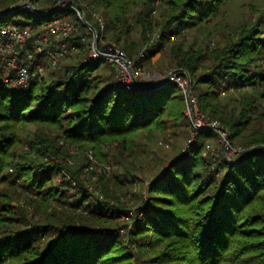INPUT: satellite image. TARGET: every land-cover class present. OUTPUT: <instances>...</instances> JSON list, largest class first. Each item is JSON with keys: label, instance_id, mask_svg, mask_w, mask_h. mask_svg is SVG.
Masks as SVG:
<instances>
[{"label": "trees", "instance_id": "trees-1", "mask_svg": "<svg viewBox=\"0 0 264 264\" xmlns=\"http://www.w3.org/2000/svg\"><path fill=\"white\" fill-rule=\"evenodd\" d=\"M27 1L46 13L60 0H0V14L22 5L1 16L0 27L39 30L62 11L37 15ZM78 1L100 41L116 42L134 60L149 45L135 60L137 69L151 70L160 56L188 71L201 111L221 122L241 153L225 151L227 158L218 150L214 159L207 146L220 136L203 132L150 180L136 212L124 209L111 187L122 190L130 177L139 179L141 135L189 134L192 123L178 85L128 90L114 65L90 62L89 38L57 68L48 66L41 82L0 84V264H264V9H254L258 17L210 50L188 42L187 34L202 32L234 0H162L159 8L156 0ZM93 11L103 17L104 31ZM62 17L76 20L71 11ZM31 126L56 136L36 130L30 152H20ZM62 140L84 159L91 150L101 165H111V175L99 174L104 199L82 178L84 164L51 159L69 157ZM19 187L25 206L14 207Z\"/></svg>", "mask_w": 264, "mask_h": 264}, {"label": "built area", "instance_id": "built-area-1", "mask_svg": "<svg viewBox=\"0 0 264 264\" xmlns=\"http://www.w3.org/2000/svg\"><path fill=\"white\" fill-rule=\"evenodd\" d=\"M25 5L37 15H50L55 11L68 9L75 14L76 20L69 17L53 18L39 30L33 27L23 28L16 24L0 27V84L16 87L28 86L33 81L41 82L48 66L57 68L71 53L78 51V44L85 43L91 38L90 62L103 59L114 65L118 68L123 84L128 90L142 92L136 82L148 83L145 80L146 73L137 69L135 63L116 47L108 46L99 50L97 46L99 33L87 20L84 5L78 0H60L52 11L46 13L35 9L37 7L28 1ZM16 9L17 7L11 8L6 13L0 14V17L12 14ZM91 16L104 31L106 24L100 13L93 11ZM38 57L42 60L39 61ZM147 75L150 79L151 74ZM178 75L181 81L182 76H187V73L173 70L165 75L156 74L157 78L168 79L169 84H180L176 78ZM185 81L182 92L187 102L185 114L192 123L193 140L195 141L203 132H216L224 142L225 151L228 150L230 155H240L241 151L230 145L229 133L221 123L210 119L201 111L199 100L193 94L189 78L185 77ZM208 150L213 153L215 159L217 155L210 145ZM90 157L93 158L92 155Z\"/></svg>", "mask_w": 264, "mask_h": 264}, {"label": "rangeland", "instance_id": "rangeland-1", "mask_svg": "<svg viewBox=\"0 0 264 264\" xmlns=\"http://www.w3.org/2000/svg\"><path fill=\"white\" fill-rule=\"evenodd\" d=\"M157 2H158V4H156L157 8L162 6L163 4L162 0H156V3ZM254 9H264V0H234V1H231L226 6L225 12L221 13L222 15H220L218 18H211L209 22L204 26V29H202L203 30L202 32L189 33L187 34L186 39L190 43L196 42L197 44H200L202 47H209L210 50H213L220 44L219 42L223 41L224 35H227L232 30H236V28L239 27L245 21L250 20L254 18L255 16H257L254 13ZM65 12L68 13L70 12V10L64 9L60 12H57L54 14L53 18L55 19V18L62 17L65 14ZM87 12L90 13L89 10H87ZM155 15L156 13H154V16ZM158 16L159 15L156 16L154 21L161 24L162 18H159ZM156 22H153V24H156ZM152 30H158V28L154 27ZM156 33L157 31L151 34L152 36H151L150 45L156 42V39L158 38V35ZM100 44L104 46L103 49L105 47L108 48V46L116 47L119 49L116 42L109 41L108 39H102L100 41V38H99L97 41L98 48ZM148 47L149 45L147 46L145 45V47L141 48V50H139V54L136 57V59L139 57H143V54L145 53ZM126 55L128 56V54ZM129 58L132 60V62L135 63L136 59L134 60L131 57ZM153 63L155 64L152 65L153 68H151V70L149 69L145 71L143 70V72L146 73L145 80H147L149 85L152 87L164 86V84L168 81L165 78H157L156 76L157 73L165 75V74H169L173 70H179L175 66L170 65L168 63L167 58H164L161 61L160 56H157L155 60L153 61ZM183 72H186L187 76H182L181 81H180L179 80L180 75H178V77L176 78L178 82H180V84H175V85H178L181 91L183 89V84L186 82L185 77L189 78L191 88L193 86L191 83V78H190L188 71H183ZM147 74H151L150 79H148L149 76ZM192 91H193V88H192ZM193 94H194V91H193ZM231 94L234 98L238 97V94L234 93V90H231ZM185 101H186V98H185ZM186 106H187V102H186ZM185 110L183 111V114H185ZM184 116L186 119H188V117H186V114ZM212 120H217V119H212ZM217 121L220 122L219 120ZM223 128L225 127L223 126ZM39 129L41 128L31 126L27 131H25L23 135V144L20 149V152H30L29 151L30 145L28 143V140L31 139L35 134L34 132ZM39 132H42L45 135L50 136V137L56 136V132L47 127L42 130H39ZM146 136L147 135H141L140 137L141 139H143L142 147L145 149V152L138 154L139 160L137 161L136 172H135V176L139 178L140 180H142L143 183L139 181V179H134L133 177H130L129 179H130L131 184L128 185L125 189L120 190L117 187H114V186L111 187L113 192H116V193L118 192L119 196L121 197L122 203H123L121 206L126 210H133L134 212L138 210V208L141 205V201L144 200V197H147V193H148L149 186L151 183L150 180H152L155 177V175L158 174L157 172H159V170H161L164 165L168 164L170 158L172 157L176 158L180 151H185L188 148V146H190L192 142L194 141L192 129L189 131V134L185 133V131H183L182 129H179L177 130V133L175 135H173L172 131H169L167 135H157L156 134L150 139H147ZM223 143H224L223 140L220 139V142L218 144L210 145L212 147V151H214L216 155L218 153V150H223L224 148ZM229 143L230 145H232L230 139H229ZM60 144L63 145V147L68 151V153H70L69 157L62 159L61 157L53 156L51 159L59 164L68 163L70 167H76V166H80V164H84L85 169H83L84 171L82 173V178L85 180V182H87L86 184L89 187L90 191L94 192L95 194L99 195L102 199H104L103 195L101 196L100 194L99 188H101L102 183L99 182V174L108 173L111 175L112 170H113L111 165L110 164L101 165L99 160H97L94 157L95 154H93L91 150H88L87 154H85L88 157V159H84L85 157L83 156V153L76 146L66 144L63 140L61 141ZM208 146H207V150H208ZM233 146L234 145H232V147ZM138 151H141V149ZM226 152L230 154L228 150H226ZM91 155L93 156L92 159L90 157ZM38 179H39V176L37 175L35 176L34 181H37ZM2 188H4V186H2ZM17 192L19 194V200H16V201L14 200L12 205H14V207L17 204H21L25 206V197L22 195L20 196V193H23L22 188L20 187L17 188ZM28 209L30 212H32L31 208H28ZM123 220L131 221L128 219L127 215L124 216Z\"/></svg>", "mask_w": 264, "mask_h": 264}, {"label": "water", "instance_id": "water-1", "mask_svg": "<svg viewBox=\"0 0 264 264\" xmlns=\"http://www.w3.org/2000/svg\"><path fill=\"white\" fill-rule=\"evenodd\" d=\"M22 6H19V7H17V8H21ZM35 9H37V8H35ZM168 80V79H167ZM137 83V86H138V88L140 89V91H143V92H147V91H156V90H158V89H160V88H162L163 86H161V87H152V86H150L148 83H146V82H136ZM169 84V82L167 81L165 84H164V86H166V85H168ZM223 152H224V155L227 157V158H229L228 157V155H227V153L225 152V149H223ZM249 152H247L246 154H245V158H247L248 156H249Z\"/></svg>", "mask_w": 264, "mask_h": 264}]
</instances>
